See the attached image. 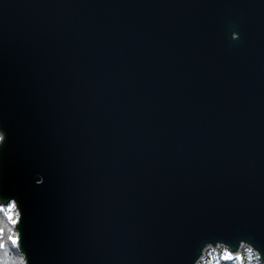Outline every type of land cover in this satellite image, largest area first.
Here are the masks:
<instances>
[{"label": "water", "instance_id": "1", "mask_svg": "<svg viewBox=\"0 0 264 264\" xmlns=\"http://www.w3.org/2000/svg\"><path fill=\"white\" fill-rule=\"evenodd\" d=\"M0 127L32 264L264 252V0H0Z\"/></svg>", "mask_w": 264, "mask_h": 264}, {"label": "snow or ice", "instance_id": "2", "mask_svg": "<svg viewBox=\"0 0 264 264\" xmlns=\"http://www.w3.org/2000/svg\"><path fill=\"white\" fill-rule=\"evenodd\" d=\"M0 131L4 132V144L7 142V131L0 127ZM3 148V147H2ZM43 179L36 181L37 185H43ZM21 197L19 195H7L3 189H0V223L4 224L7 232H0V248L4 250V260L7 264L8 254L7 250L9 245L11 247L19 248L21 251L20 261L21 264H32L29 252L30 249L27 245L26 236V217L24 210L20 203ZM9 209L13 210L11 213ZM9 224L11 227H9ZM213 244L219 242L225 245L235 252L242 244H248L255 247L262 256L264 252L261 251V247L252 238L240 237L238 239H227V238H213L211 240Z\"/></svg>", "mask_w": 264, "mask_h": 264}, {"label": "clouds", "instance_id": "3", "mask_svg": "<svg viewBox=\"0 0 264 264\" xmlns=\"http://www.w3.org/2000/svg\"><path fill=\"white\" fill-rule=\"evenodd\" d=\"M228 34L233 42L241 39V33L235 27L229 28ZM3 146L4 132L0 131V148ZM212 251L211 244L205 245L202 251L200 249L199 255L195 257L192 264H202V261L203 264H264V256L255 247L248 244H242L235 252H232L228 245L219 243L215 249L218 255H213ZM208 256H211V260L204 259ZM0 264H5L3 251H0ZM7 264H20V262L8 257Z\"/></svg>", "mask_w": 264, "mask_h": 264}, {"label": "trees", "instance_id": "4", "mask_svg": "<svg viewBox=\"0 0 264 264\" xmlns=\"http://www.w3.org/2000/svg\"><path fill=\"white\" fill-rule=\"evenodd\" d=\"M9 212L11 213V209H9ZM9 227H11L10 224H9ZM0 232H5V233L7 232V229L4 227V224H2V223H0ZM0 251L4 252V250L2 248H0ZM7 254H8V257H11V259H13V260H18L21 264V261L19 259L21 256V251L19 250V248L11 247L9 245V249L7 250ZM212 254L218 255V253L215 251H212ZM204 259L211 260V256L205 257ZM202 264H203V261H202Z\"/></svg>", "mask_w": 264, "mask_h": 264}, {"label": "rangeland", "instance_id": "5", "mask_svg": "<svg viewBox=\"0 0 264 264\" xmlns=\"http://www.w3.org/2000/svg\"><path fill=\"white\" fill-rule=\"evenodd\" d=\"M212 249H213V251H215V248L212 247ZM215 252H216V251H215Z\"/></svg>", "mask_w": 264, "mask_h": 264}]
</instances>
